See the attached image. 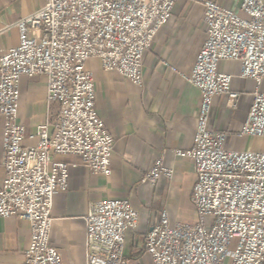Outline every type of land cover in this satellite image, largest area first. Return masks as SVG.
Returning <instances> with one entry per match:
<instances>
[{
	"label": "built area",
	"instance_id": "built-area-1",
	"mask_svg": "<svg viewBox=\"0 0 264 264\" xmlns=\"http://www.w3.org/2000/svg\"><path fill=\"white\" fill-rule=\"evenodd\" d=\"M179 0H46L17 22L18 44L0 56V117L3 119L4 179L0 219L24 220L30 239L22 264H62L50 243L54 197L69 187L79 159L92 175L108 177L114 140L97 117L93 76L97 60L104 72L133 86L142 84V62L168 23ZM205 41L190 75L181 77L200 95L192 147L175 152L192 162L191 205L195 223L173 221L163 211L145 236L150 264H264V152L226 147L227 134L209 127L218 97L235 108L240 94L235 76L219 71L237 63L238 77L255 84L241 138L264 139V0H241L240 14L204 1ZM22 77H42L47 101L59 106L55 132L36 128L37 144L24 147L18 121ZM173 172L160 160L144 175L153 184ZM127 200L91 202L85 217L86 264H128L126 233L138 224Z\"/></svg>",
	"mask_w": 264,
	"mask_h": 264
},
{
	"label": "crops",
	"instance_id": "crops-1",
	"mask_svg": "<svg viewBox=\"0 0 264 264\" xmlns=\"http://www.w3.org/2000/svg\"><path fill=\"white\" fill-rule=\"evenodd\" d=\"M204 1H214L240 14L241 0H179L144 55L140 86L102 71L97 60L87 62L86 70L94 80L97 117L114 140L111 174L92 175L78 158L52 154L54 161L77 165L70 170L68 190L59 192L53 201L50 243L62 264H86L85 217L91 202L122 199L137 211V227L125 236L124 257L128 264H150L145 236L157 225L161 212H168L176 221L183 210L194 211L190 201L194 167L175 152L188 151L195 132L200 95L181 75H190L205 41ZM45 2L0 0V56L18 44L17 22L38 11ZM218 69L235 76L232 87L240 98L234 109L227 106L224 97L214 100L210 129L227 134L229 149L264 152V139L238 136L255 84L238 77L237 63L221 62ZM18 90V121L25 132L23 146L34 147L38 126L47 124L48 134L55 132L59 106L47 101L42 77H22ZM259 91H264V82ZM3 124L0 117V183L4 179ZM158 160L172 170L173 176L151 184L144 175ZM29 239L28 222L0 219V264H22Z\"/></svg>",
	"mask_w": 264,
	"mask_h": 264
},
{
	"label": "rangeland",
	"instance_id": "rangeland-1",
	"mask_svg": "<svg viewBox=\"0 0 264 264\" xmlns=\"http://www.w3.org/2000/svg\"><path fill=\"white\" fill-rule=\"evenodd\" d=\"M197 220L196 214L194 213V211L187 209V210H183V212L180 214L179 219H176L177 222L180 223H195Z\"/></svg>",
	"mask_w": 264,
	"mask_h": 264
}]
</instances>
